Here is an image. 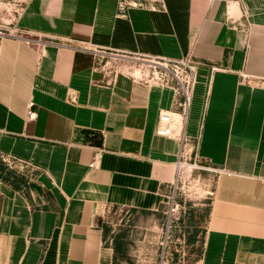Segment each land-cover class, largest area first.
<instances>
[{
    "label": "crops",
    "instance_id": "obj_1",
    "mask_svg": "<svg viewBox=\"0 0 264 264\" xmlns=\"http://www.w3.org/2000/svg\"><path fill=\"white\" fill-rule=\"evenodd\" d=\"M242 1L0 0L50 42L0 40V158L37 170L21 190L0 181V264H116L101 217L164 208L180 145L156 129L180 98L99 61L190 53L188 148L219 173L196 264H264V0Z\"/></svg>",
    "mask_w": 264,
    "mask_h": 264
},
{
    "label": "rangeland",
    "instance_id": "obj_2",
    "mask_svg": "<svg viewBox=\"0 0 264 264\" xmlns=\"http://www.w3.org/2000/svg\"><path fill=\"white\" fill-rule=\"evenodd\" d=\"M25 10V8H24ZM62 44H67L61 41ZM98 68L116 74L130 76L132 80L153 84L151 64L141 61H112L100 59ZM143 76V77H141ZM194 158V155H192ZM192 162H189L193 164ZM201 169L187 168L179 179L181 213L173 224V232L167 249L165 264H196L201 233L205 229L218 171L197 159ZM206 168V169H204ZM180 171H183L180 170ZM100 223L107 227V239L120 245L116 264H160L161 244L165 239V217L162 213L149 214L121 208H110Z\"/></svg>",
    "mask_w": 264,
    "mask_h": 264
},
{
    "label": "built area",
    "instance_id": "obj_3",
    "mask_svg": "<svg viewBox=\"0 0 264 264\" xmlns=\"http://www.w3.org/2000/svg\"><path fill=\"white\" fill-rule=\"evenodd\" d=\"M154 1V0H151ZM223 2L228 8L232 6L241 7L242 0H210ZM14 6V7H12ZM120 9H123V4H120ZM24 11L22 2H15L14 4H5L0 8V40L11 39L23 42L29 46H43L50 42L41 40L40 37H32L20 29L18 22ZM67 44H61L60 47H66ZM151 64L152 78L151 80L160 82L164 85L174 86L180 98L175 105L179 109L177 112H161L159 114L156 134L158 136L172 138L179 142L180 153L176 164L174 178L170 184L166 186L167 202L161 210L165 217V239L161 244L160 264H165L169 249L168 243L171 239L173 224L179 219L181 213V204L179 200V179L180 175L185 174L181 167L182 162L193 161V165H197V156L194 155V149L188 148L189 139L186 136V126L188 123L189 112L191 109L195 87L197 85L198 67L200 63L196 62L190 53L180 60H164L155 59L149 60ZM248 78L243 77L242 81ZM31 117V114H29ZM189 152V153H187ZM194 155V158L192 157ZM2 161L10 168L18 172L24 173L27 170L35 172L34 167L30 166L22 160L12 157H1ZM102 159V152H97L93 155L92 161L89 164V169L96 168L97 164Z\"/></svg>",
    "mask_w": 264,
    "mask_h": 264
},
{
    "label": "trees",
    "instance_id": "obj_4",
    "mask_svg": "<svg viewBox=\"0 0 264 264\" xmlns=\"http://www.w3.org/2000/svg\"><path fill=\"white\" fill-rule=\"evenodd\" d=\"M0 181L3 183H6L13 187L14 189L21 190L23 187L27 186V183L25 181L24 174H20V172L10 169L0 158ZM117 209V208H116ZM132 211V210H131ZM104 233H108V229L105 226H102ZM114 250L117 254L120 253V245L119 247L114 244Z\"/></svg>",
    "mask_w": 264,
    "mask_h": 264
},
{
    "label": "bare ground",
    "instance_id": "obj_5",
    "mask_svg": "<svg viewBox=\"0 0 264 264\" xmlns=\"http://www.w3.org/2000/svg\"><path fill=\"white\" fill-rule=\"evenodd\" d=\"M147 63H153L152 61H148ZM141 77H143V76H141ZM139 79V78H138ZM187 153H189V152H187ZM177 164V163H176ZM176 164H175V170H176ZM181 167L183 168V170H184V173L185 172H187V168L189 169V172H191L192 171V169L193 168H196V169H201L198 165H193V164H191V163H189V162H187V161H185V162H182V165H181ZM204 169H206V168H204Z\"/></svg>",
    "mask_w": 264,
    "mask_h": 264
}]
</instances>
